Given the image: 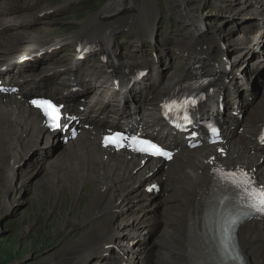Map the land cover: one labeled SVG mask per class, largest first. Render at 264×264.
I'll return each instance as SVG.
<instances>
[{
	"label": "bare ground",
	"instance_id": "1",
	"mask_svg": "<svg viewBox=\"0 0 264 264\" xmlns=\"http://www.w3.org/2000/svg\"><path fill=\"white\" fill-rule=\"evenodd\" d=\"M72 1L68 0L66 3L70 4ZM118 1L111 0V10L104 9L85 20L80 29L71 36L58 39L48 47L41 45L37 49L34 40L29 43L26 40L28 31H32L30 30L32 18L25 13L26 6H22V3L14 5L8 0L0 1V81L5 85L14 84L21 88L18 94L0 91V167L6 171L13 170L18 161H22L28 155L27 153L30 154L31 151L33 153L42 145H49L52 148L56 142H60L59 135L62 138L60 152L53 156L50 186L54 190H74L76 196L83 192L84 198L87 199H84L87 203L86 211L80 212V218L83 220L81 224H85L86 233L76 243L71 244L72 251L68 255L72 258L80 255L82 247L89 241L91 226L97 228L95 232L98 228L105 232L94 236L92 240H97L99 245H96V242L92 243L84 256L80 255L81 257L74 258L70 263L59 264H85L86 259H81L85 257L90 260L88 251L92 252L95 248L106 250L104 246L108 243L113 244L114 241L106 232H112L111 221L115 220L122 201L127 204L125 208L128 213L133 205L137 207L132 211L133 215L138 214L133 224L138 223L142 229L145 227L150 229V226H153L152 222H164L162 231L164 235L159 238L160 242L155 243L156 247L161 246L162 249L156 264H191L186 247L191 239L188 216L191 212L201 216L197 200L198 197H202L205 187L209 185V178L205 176L209 164L221 161L234 167H246L264 186V150L258 148L255 139L258 135L257 126L264 122V81L261 95V91L258 90V96H254L251 92L254 78L249 77L255 76L252 65L256 66L259 63L255 61L256 58L248 61L251 52L240 59L241 61L236 59L234 63L230 61L232 66L226 70L229 60L226 62L222 60L229 59L230 56L221 49L222 36L215 30L211 31V26L208 25L210 23L206 24L203 16L193 9L186 8L185 0L172 1L177 2L181 9L177 15L185 28V32L177 41L178 51L182 56L188 55L189 58H183V62L178 64L177 59L170 53L158 57L154 75L149 76L139 93L115 91L113 74H103L102 71L106 67L101 63H76L66 68L57 66L63 62L56 61L58 53L51 57L52 46L60 47L63 44L75 46L84 40L95 43L98 41L103 54L117 56L119 46L114 39L122 29L136 32L139 39L158 36L154 28L156 14L149 13V6L153 0H145L143 9L137 13L130 12L135 0H125L120 5ZM36 3H39V0ZM234 5L232 11L234 9L245 11L253 17L251 21L259 22L255 28L257 30L259 28L257 34L243 31L245 35L241 36L254 40L255 43L253 38H260L264 31V0H234ZM46 9L41 10L44 12H41V16L36 17V20L45 19L46 15L54 13L53 8L45 11ZM138 23L142 26V33L137 32ZM251 25L250 21L247 22L245 29H249ZM254 43L248 44L246 48L253 46ZM263 43L259 40L256 44L260 45V50ZM131 54L133 57L128 59H120L119 56V66L114 73L122 79L126 78L124 74L126 69L146 68L150 64L148 58L140 56L139 49L134 51L132 48ZM242 54L244 55L243 52ZM32 56H34L32 61H22ZM238 63L241 66L235 72L234 65ZM196 65H200L204 73L213 76L223 85L221 95L224 94L227 99L223 142L187 150L179 137L172 136L162 128L158 133L159 138L168 145L176 143V148L182 149L171 164L148 159L145 161V158L127 151L114 153L111 149L101 147L99 135L106 128L115 129L125 121L133 122L140 118V123L154 133L157 132L163 126L158 116V104L166 83L175 77L188 76ZM180 66H183V69ZM156 71L160 73L159 76ZM224 80H228L229 83L225 84ZM73 83L82 85L84 92L73 94L71 92ZM35 95H49L65 103L67 105V108H64L65 114L69 116L76 114L84 124L90 126H76L75 121L65 119L60 131L47 132L39 112L27 107V101ZM216 106V100H212L205 106L204 112L216 110ZM237 106L241 110L242 120L233 116ZM235 127L242 130V135L234 131ZM72 131L78 135L73 137ZM156 167L158 169L155 170ZM153 185H157L159 191L161 187L166 199L162 197L163 194L153 195ZM13 186L11 183L10 188ZM156 205L165 207L163 215H158L157 212L146 214L153 211L152 208ZM140 217L141 220H138ZM99 222L106 223L98 225ZM133 224L127 222L129 229L138 231L141 238L144 232L141 233L138 225ZM76 231L84 233L83 230ZM198 231L202 234L201 226ZM161 233L155 235V238ZM120 234L126 233L120 231ZM99 236L100 238L96 239ZM143 243L138 248L141 251L139 256L149 258L151 248L144 246ZM239 243L246 264H264V222H250L242 226ZM117 245L116 243L111 250L115 251ZM161 249L159 247L160 251ZM111 255L114 256L113 252L107 256L100 255L95 258L93 264H122L126 261L124 254L122 255L124 260L119 261ZM146 264H149L148 260ZM206 264L219 263L212 254Z\"/></svg>",
	"mask_w": 264,
	"mask_h": 264
},
{
	"label": "rangeland",
	"instance_id": "2",
	"mask_svg": "<svg viewBox=\"0 0 264 264\" xmlns=\"http://www.w3.org/2000/svg\"><path fill=\"white\" fill-rule=\"evenodd\" d=\"M8 1L14 5L22 3V6H26L27 10H25V13H28V17L32 18L30 22L32 26L30 30L32 31H28V38L26 40L27 43L34 40L36 49L48 42L53 43L58 39L71 36L80 29L83 24L82 22L85 20L90 19L93 15H97V13L99 14L104 9L111 10V0H73L70 4L66 3L68 0H39V3H36L37 0ZM122 1L125 0H119L118 5ZM144 3L145 0H135V5L131 8L130 12H139L143 9ZM184 5L186 8L193 9L203 16L206 24L210 23L208 25L211 26V31L215 30L216 33L222 36L221 46L227 51L232 63H234L235 59L241 61L240 59L246 55L248 56L251 52L248 61L256 58L255 61L259 63L256 66L252 65L255 76L249 77L254 78L251 85L254 91L252 90L251 92L254 96H258V92L261 91V95L263 90L262 81H264V57H262L264 43L261 50L259 49L260 45L256 44L259 40L264 42V31L260 35V38H253L255 39V43L254 40L243 38L244 36L241 37L244 34L243 31L257 34L259 28L258 30L255 28H257L256 25L259 22L255 20L251 21L253 17L245 11H235V9L232 11L233 6H235L234 0H185ZM52 8L56 10L54 11L56 14H48L45 16V19L40 20L39 18V20H36V17L38 18L41 16V12H44L41 10L46 9L45 11H47ZM180 10L175 1L153 0L149 6V13L156 14L154 16V28L158 33L159 40L157 44L155 46L149 45L148 43L151 38L141 37L139 41L136 32L130 30L125 32L127 29H122L120 34L124 38H120V41H118L121 50L120 56L129 55L133 47L134 49L141 50V55L151 57L152 51L155 49L159 57L170 53L177 59L179 64L182 61V57L177 54V41L180 39L181 34L185 32V28L182 25L184 23L177 15ZM249 21L252 25L249 29H245V24ZM21 23H16V25H20ZM141 27L138 23L137 32L142 33ZM255 30L257 31L255 32ZM125 36L130 38L127 39ZM252 43H254L253 46L250 45L251 47L246 48L248 44ZM38 44L39 46H37ZM67 49L69 50V48ZM64 59H66L67 63L61 66L72 65L76 62L71 51H69ZM93 60L91 59L89 62H98L97 59ZM259 60L261 61L259 62ZM62 61L64 60H60V62ZM240 66L241 64L239 63L234 65L235 72ZM102 72L104 73V70ZM238 74L240 75V73ZM234 131L237 132L236 129ZM59 140L60 142H56L52 148L49 145H42L34 150L35 153H32V151L30 154L27 153L28 155L22 161H18L13 170L6 171L0 167V264L70 263L74 258L80 255L84 256L85 252L92 246V243L97 241L92 240L95 238L94 236L105 232L103 230L100 231V228H98L99 231L95 232L97 228L91 226L92 231H90L89 241L85 247H82L79 252L80 255H75L73 258L68 255L72 251L71 244L76 243L86 233L84 231L86 229L85 224H81L83 220L80 218V212L81 210L83 212L86 211L87 203L84 200L86 198H84L85 194L83 192L76 196L74 190H59L56 188L54 190L50 186L53 176V156L60 152L63 145L60 137ZM11 183L14 186L10 188ZM157 194H163L161 187L159 192L154 190L153 195ZM163 195L162 197L166 199L165 194ZM124 203V201L120 203L119 212L115 220L111 221L112 232H106L112 238V241H114L113 244L109 248L104 246L106 250L104 248L95 250V248L92 252L91 250L88 251L90 260H87L88 258L85 257L81 259H86L85 264H93L95 263V258L97 259L100 255L107 256L110 252H113L114 256L111 255V257H114L116 261L124 260L125 258L126 261L123 263L146 264L148 260L149 264H156L158 261V254L162 252V249L159 246L160 251L155 243L160 242L159 238L164 235L162 232L164 222H152L153 226L151 225L150 229H147V227L142 229L138 223L133 224L134 219L138 218V214L133 215L132 211L137 207L133 205L134 207L132 206L130 208L131 211L128 213L127 208H125L127 204ZM152 209L153 211L151 210V212H147L146 214L157 212L158 215H163L165 212V207L163 206L157 207L156 205ZM75 210L76 213H74ZM138 220H141V217ZM127 222L130 225L136 226L137 224L138 230L141 233L144 232L143 236L140 238L138 231L130 230ZM102 223L105 224L106 222H99L98 225ZM154 224L156 225L154 226ZM104 229L107 230V227ZM76 230H83L84 233ZM120 231L126 234L121 235ZM152 233L153 235H150ZM159 233H161L160 236H156L155 238V235ZM98 238L100 236L96 239ZM116 243L118 244L115 248L116 250H111ZM142 243L144 246H150L151 248L149 258H146V256L141 258L139 256L141 251L138 248ZM95 244L99 245L98 242ZM98 252L102 253L98 254ZM122 255L126 257L123 258Z\"/></svg>",
	"mask_w": 264,
	"mask_h": 264
},
{
	"label": "snow or ice",
	"instance_id": "3",
	"mask_svg": "<svg viewBox=\"0 0 264 264\" xmlns=\"http://www.w3.org/2000/svg\"><path fill=\"white\" fill-rule=\"evenodd\" d=\"M34 104H37V106L42 107L44 110V114L49 117L50 120L53 122V126H58L57 121L59 120V109L55 106L50 104V102H37L33 101ZM213 131H215L213 129ZM116 137L118 139L113 140V143L119 144L122 140L126 139L122 134L117 133ZM131 141L134 145H141L138 150L143 152H152L153 154H159L163 156H168L169 154L167 152H164L162 149H160L157 145L152 144L149 141H142L139 140L136 136H132ZM262 142H264V137L261 138ZM247 176V174H244ZM247 185L251 189L249 191L248 195L249 198L252 199L254 202L252 203L251 207H253L258 212H264V186L255 187L252 184V181L249 179L246 181ZM232 223H235V221H232ZM228 229L225 228V232H227Z\"/></svg>",
	"mask_w": 264,
	"mask_h": 264
},
{
	"label": "water",
	"instance_id": "4",
	"mask_svg": "<svg viewBox=\"0 0 264 264\" xmlns=\"http://www.w3.org/2000/svg\"><path fill=\"white\" fill-rule=\"evenodd\" d=\"M59 137H60V135H59ZM110 244H111V243H108V244H107V248H109V247L111 246Z\"/></svg>",
	"mask_w": 264,
	"mask_h": 264
}]
</instances>
